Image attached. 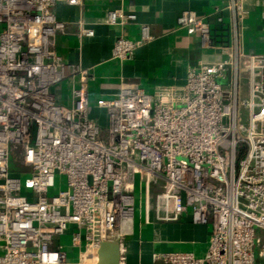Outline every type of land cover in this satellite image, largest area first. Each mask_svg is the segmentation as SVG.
Instances as JSON below:
<instances>
[{
    "label": "built area",
    "instance_id": "built-area-1",
    "mask_svg": "<svg viewBox=\"0 0 264 264\" xmlns=\"http://www.w3.org/2000/svg\"><path fill=\"white\" fill-rule=\"evenodd\" d=\"M88 1L0 0V264H68L69 250L78 264H98L111 240L125 264L138 206L146 224L189 215L211 230L203 258L155 253L154 261L264 264V54L244 47L252 0H229V45L183 12L178 26L227 56L153 92L120 80L96 102L102 120L91 117L88 70L55 49L67 30L55 8ZM135 21L122 9L106 14L110 26ZM139 30L137 40L118 38L114 59L153 40L148 25ZM89 33L81 23L79 36Z\"/></svg>",
    "mask_w": 264,
    "mask_h": 264
},
{
    "label": "crops",
    "instance_id": "crops-1",
    "mask_svg": "<svg viewBox=\"0 0 264 264\" xmlns=\"http://www.w3.org/2000/svg\"><path fill=\"white\" fill-rule=\"evenodd\" d=\"M229 0H95L82 6L60 4L55 8L59 20L67 23L66 33L55 40V49L70 65L89 72L88 91L91 117L104 119L96 107L99 98L110 97L119 90V82L136 84L153 92L160 83L184 80L188 71L201 64L214 63L227 56L224 49L207 48L200 34L190 35L178 26L185 11H194L211 29L215 43L229 45L227 30ZM250 14L244 36L247 52L264 54V0L247 5ZM122 9L137 15V21L124 27L106 23L109 10ZM222 15L224 24L217 19ZM91 30L79 36L80 24ZM150 27L153 40L136 49L128 60L112 57L118 38L137 40L140 26ZM70 82L59 90L64 103L70 101ZM210 227L193 224L189 215L179 222L146 224L138 218L134 233L124 240L125 264H165L154 261L155 253L188 252L203 258L210 242ZM68 264H78L77 254L69 250Z\"/></svg>",
    "mask_w": 264,
    "mask_h": 264
},
{
    "label": "water",
    "instance_id": "water-1",
    "mask_svg": "<svg viewBox=\"0 0 264 264\" xmlns=\"http://www.w3.org/2000/svg\"><path fill=\"white\" fill-rule=\"evenodd\" d=\"M98 264H120V244L118 240L103 242L98 251Z\"/></svg>",
    "mask_w": 264,
    "mask_h": 264
},
{
    "label": "rangeland",
    "instance_id": "rangeland-1",
    "mask_svg": "<svg viewBox=\"0 0 264 264\" xmlns=\"http://www.w3.org/2000/svg\"><path fill=\"white\" fill-rule=\"evenodd\" d=\"M245 90H246V86L244 85V86H243V91L245 92ZM107 125H108V124H102L101 127H102L103 129H105V128L107 127ZM13 169H15V170L17 171V167H16V166H14ZM24 192H26V190H24ZM137 199H138V204H139V197H138V194H137ZM139 215H140V214H139V206H138V210H137V213H136L137 220H138V218H139ZM82 264H86V263L82 262ZM87 264H91V263H87Z\"/></svg>",
    "mask_w": 264,
    "mask_h": 264
},
{
    "label": "bare ground",
    "instance_id": "bare-ground-1",
    "mask_svg": "<svg viewBox=\"0 0 264 264\" xmlns=\"http://www.w3.org/2000/svg\"><path fill=\"white\" fill-rule=\"evenodd\" d=\"M84 263H86V264H87V263L94 264V263H93V260H90V259H88V258L84 259Z\"/></svg>",
    "mask_w": 264,
    "mask_h": 264
}]
</instances>
